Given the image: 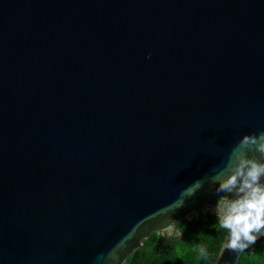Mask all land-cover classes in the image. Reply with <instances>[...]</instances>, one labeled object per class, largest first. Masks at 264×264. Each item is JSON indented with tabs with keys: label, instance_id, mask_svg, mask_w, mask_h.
I'll list each match as a JSON object with an SVG mask.
<instances>
[{
	"label": "water",
	"instance_id": "obj_1",
	"mask_svg": "<svg viewBox=\"0 0 264 264\" xmlns=\"http://www.w3.org/2000/svg\"><path fill=\"white\" fill-rule=\"evenodd\" d=\"M262 131L264 0H0V264L181 237L219 199L184 190Z\"/></svg>",
	"mask_w": 264,
	"mask_h": 264
},
{
	"label": "clouds",
	"instance_id": "obj_2",
	"mask_svg": "<svg viewBox=\"0 0 264 264\" xmlns=\"http://www.w3.org/2000/svg\"><path fill=\"white\" fill-rule=\"evenodd\" d=\"M205 183L218 185L215 192L219 199L211 211L219 227L228 232L223 250L239 254L264 237V131L243 136L223 167L197 180L182 196L191 197Z\"/></svg>",
	"mask_w": 264,
	"mask_h": 264
},
{
	"label": "trees",
	"instance_id": "obj_3",
	"mask_svg": "<svg viewBox=\"0 0 264 264\" xmlns=\"http://www.w3.org/2000/svg\"><path fill=\"white\" fill-rule=\"evenodd\" d=\"M214 218L216 219V216ZM186 223V240L179 249L165 250L163 254L156 255L154 248L150 247L152 255L145 257L142 263H135V251L139 250L136 249L123 264H213L227 230L220 228L216 223L211 225L204 222L203 219L193 223L185 220L180 226ZM193 241L195 245H189ZM201 249H204L203 254ZM238 264H264V237L258 239L242 254Z\"/></svg>",
	"mask_w": 264,
	"mask_h": 264
},
{
	"label": "flooded vegetation",
	"instance_id": "obj_4",
	"mask_svg": "<svg viewBox=\"0 0 264 264\" xmlns=\"http://www.w3.org/2000/svg\"><path fill=\"white\" fill-rule=\"evenodd\" d=\"M201 219H203L204 222L210 223L211 225H214V223H216V225H219L217 218L215 219L213 215L204 214L201 211H199L197 219L187 220V221H191L193 223ZM184 221L185 220H181L177 222V229L179 230L181 237H178V236L169 237V236H164L161 233H151L147 238L143 239L141 241V246L137 248L139 250L137 251H135L136 249L134 250L135 251V263H138V262L142 263V261L145 260V257H150L148 255H152L151 253L152 251H150L151 249L150 247L154 248L156 255L158 253L163 254L165 250L173 251L175 249H179L180 247H182L184 245L183 243L186 240V229L188 226L187 223L184 226H180V223ZM189 245H195V242L193 241Z\"/></svg>",
	"mask_w": 264,
	"mask_h": 264
}]
</instances>
